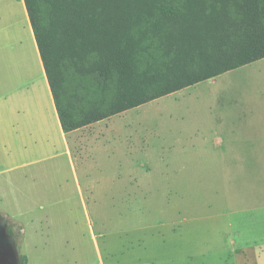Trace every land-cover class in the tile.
I'll return each instance as SVG.
<instances>
[{
	"label": "rangeland",
	"instance_id": "rangeland-1",
	"mask_svg": "<svg viewBox=\"0 0 264 264\" xmlns=\"http://www.w3.org/2000/svg\"><path fill=\"white\" fill-rule=\"evenodd\" d=\"M6 29L11 38L20 26ZM116 117L130 126V166L82 165L75 152L71 164L62 142L0 147V216L19 231V255L28 264H236L239 224L264 230V59ZM80 148L92 157L93 145Z\"/></svg>",
	"mask_w": 264,
	"mask_h": 264
},
{
	"label": "trees",
	"instance_id": "trees-1",
	"mask_svg": "<svg viewBox=\"0 0 264 264\" xmlns=\"http://www.w3.org/2000/svg\"><path fill=\"white\" fill-rule=\"evenodd\" d=\"M24 2L64 133L264 59V0Z\"/></svg>",
	"mask_w": 264,
	"mask_h": 264
},
{
	"label": "crops",
	"instance_id": "crops-1",
	"mask_svg": "<svg viewBox=\"0 0 264 264\" xmlns=\"http://www.w3.org/2000/svg\"><path fill=\"white\" fill-rule=\"evenodd\" d=\"M8 22L20 26L11 38L6 29ZM116 116L64 133L25 2L0 0V147L7 151H54L62 142L71 164L76 161L72 156L75 152L82 165L87 161L95 166H110V170L113 166H130V126H118L113 121ZM122 136L126 137L124 144ZM83 143L93 145L91 158L80 148ZM119 178L118 174L107 175L108 180L120 181ZM188 229L195 237L197 225L191 224ZM238 235L239 250L230 255L233 262L264 261V230L258 231L257 224H239Z\"/></svg>",
	"mask_w": 264,
	"mask_h": 264
},
{
	"label": "water",
	"instance_id": "water-1",
	"mask_svg": "<svg viewBox=\"0 0 264 264\" xmlns=\"http://www.w3.org/2000/svg\"><path fill=\"white\" fill-rule=\"evenodd\" d=\"M0 264H21L20 256L2 234L0 235Z\"/></svg>",
	"mask_w": 264,
	"mask_h": 264
},
{
	"label": "flooded vegetation",
	"instance_id": "flooded-vegetation-1",
	"mask_svg": "<svg viewBox=\"0 0 264 264\" xmlns=\"http://www.w3.org/2000/svg\"><path fill=\"white\" fill-rule=\"evenodd\" d=\"M1 234L5 236V239L11 244V246H13V248L19 255V251L16 243V239L19 235V231L10 227L9 223L0 216V235Z\"/></svg>",
	"mask_w": 264,
	"mask_h": 264
}]
</instances>
